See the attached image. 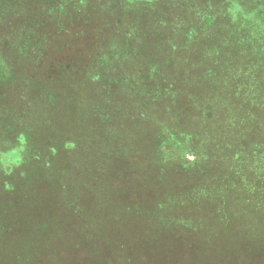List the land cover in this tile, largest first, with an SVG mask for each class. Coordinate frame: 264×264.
<instances>
[{
  "label": "rangeland",
  "instance_id": "rangeland-1",
  "mask_svg": "<svg viewBox=\"0 0 264 264\" xmlns=\"http://www.w3.org/2000/svg\"><path fill=\"white\" fill-rule=\"evenodd\" d=\"M179 1L133 0L125 5L124 0H0V189L6 190V200L0 198V239H7L6 253L13 254L0 256V264L57 261L58 254L53 251L60 241L56 237L65 235L62 228L66 221L71 231L73 226L75 237L82 222L101 223L105 236H110L111 225L121 237L111 244L112 239L107 237L105 248L117 250L131 249L138 241L147 244L149 250L159 240L172 241L177 233L166 234V225L167 229H190L175 221L161 225L157 214L155 219L148 217L146 207L152 204L144 192L156 185L152 177L133 170L126 161L146 148L174 147L181 139L188 150L201 153V165L207 162L218 170L216 161L209 160L205 153L206 138L214 133L211 127L216 120L204 116L203 105L206 108L212 104L221 112L219 95L227 94L233 80L250 78L252 72L247 70L254 67V62L259 63L260 57H254L259 47L251 46L256 42L245 33L259 31L254 25L247 27L252 19L251 10L246 8L250 9L253 1L237 2L243 8L238 12L234 0ZM87 19L96 27L91 34L80 29V24L90 27ZM243 28L248 30L243 32ZM187 31L194 33L186 37ZM86 45L90 46L87 50ZM258 72L264 74V69ZM146 81L149 88H144ZM188 92L193 96L185 103ZM108 153L113 154L106 156ZM190 153L185 156L195 159ZM46 157H55L58 169L66 163V176L59 182L65 184L75 201L78 193L88 204H34L23 193L19 196L14 188L19 171L24 185L29 164ZM166 164L178 167L170 161ZM37 168L34 178L45 191H51L45 171L49 167ZM86 168L99 173L96 182L101 178L104 181L100 187L94 186L95 179L83 185V179H91ZM71 172L80 176H67ZM113 179L121 191L117 195L121 202L117 204L121 209L118 214L114 204H109L110 195H99L106 181L112 184ZM55 199L60 202L57 195ZM214 205L197 204L194 209L206 208L214 217L213 212L218 211ZM176 210L180 211V206L163 211L157 207L156 212L168 216ZM186 210L193 211L184 207ZM232 219L229 222L233 223ZM236 222L240 225L242 219ZM49 224L54 229L52 236L44 228ZM19 234L27 247L17 252L10 240ZM34 245L40 251L38 259L31 258ZM216 249L222 250L221 245ZM216 249L212 247L214 254L209 252L213 257L208 259L223 264L218 260L228 255ZM77 254L58 258L66 264H80ZM189 254L191 258L196 256L194 250ZM143 257L147 262L153 259L149 252Z\"/></svg>",
  "mask_w": 264,
  "mask_h": 264
},
{
  "label": "trees",
  "instance_id": "trees-1",
  "mask_svg": "<svg viewBox=\"0 0 264 264\" xmlns=\"http://www.w3.org/2000/svg\"><path fill=\"white\" fill-rule=\"evenodd\" d=\"M124 1L125 5H129L133 0ZM234 1L236 4L234 10L236 12L242 11L243 8L237 3L241 0ZM252 1V7L250 9L246 8V11L251 10L250 15L252 19L247 22L249 24L247 27L254 25L259 33L249 32L245 33V35H250L252 40L256 42L251 43V46L259 47L258 53L256 52L257 54L253 55L257 58L260 57L257 60L259 63L252 61L255 63L254 67L251 70H247L252 72L250 78L233 80V84L227 87V94L224 96L225 102L224 97L219 93V97H221V112L217 107L212 106V104L206 108L202 104L204 116L206 118L213 117L216 120L211 127L214 133L211 135V138H206L208 142L205 143V146L208 147H206L205 153L209 157V160L216 161L214 164L218 165L219 169L214 170L207 162L203 164L205 165V169H203L201 162L204 161L201 158V153L188 150L186 142L181 139L176 141L177 143L174 147H167L166 150L160 147L156 149L146 148L140 153H135L133 160L126 161L133 170L136 169L143 175L146 174L147 177H152L156 185L150 192H144L145 198H149L150 204H152L150 207H146L149 209L147 210L148 217L155 219L157 214V219L161 225L162 222L165 225L168 221V224H172L171 221H175V224H185L190 229L186 230L184 226L180 227V229L179 227L167 229L168 225H166L164 226L166 234L173 233V231L177 233L172 241L159 240V244L156 247L151 242L152 248L150 250L147 244L142 245V241H138L131 249L117 250L116 248H105L107 237L112 239L110 240V244L113 241L118 242L117 238L121 237V235H117L116 228H110L111 225L109 226L110 236H105L102 231L105 228L101 229V223L97 225L96 222H89L87 224L82 222L76 229L79 237H75L73 226L71 231V224L66 221L65 227L62 224L64 227L62 231L65 230V235L63 233H59V235L56 233L58 235L56 239L60 241L58 249L53 251L58 254L57 258L54 259L57 261L51 260L47 264H66L65 260L62 262V259L58 257L61 255L64 259L67 254L72 257L77 253L81 261L80 264H101L103 261H109L112 264H194L192 261L196 264H214V261H209L208 256L211 257L212 255L208 253L214 254L212 247L216 249L219 245H221L222 250L216 249L215 251L224 252L228 255L225 258L221 256V259L218 260L223 264L225 263L224 260L227 261V264H264V74H259L258 72L259 68L262 67L264 69V17H262V14H264V0H250L249 3ZM179 2L182 1L180 0ZM165 5L166 3L162 7ZM205 17L210 18L206 14ZM174 21L177 22L176 17ZM207 21L211 23V20L208 19ZM89 24L90 27L86 26V28L80 24V29L84 30V33L91 34L96 27L94 29V22L89 21ZM246 30L248 28H243V32ZM187 33L188 31L185 33V36L191 37L194 32L190 31L189 34ZM205 41L202 40V43H205ZM89 47V45H86L85 49L87 50ZM176 47H178L177 43H175ZM214 49H216V45ZM210 65L212 66L213 63ZM212 69L213 67L210 68V72H212ZM149 84L146 81L144 88H147V86L149 88ZM219 89L221 91V88ZM192 93L188 92L185 96L183 95L184 99H186L185 103L189 102L193 96ZM156 139L158 140V138ZM208 143L211 144L210 147ZM186 152L195 154V159L189 160L185 156ZM112 154L108 153L106 156ZM18 161L21 164L22 160ZM40 161H45L46 164ZM166 161H170L174 165L178 164V167L173 165L170 167L166 164ZM55 163V157H46L37 160L35 165L29 164L30 167L26 172L24 185L21 182V172L19 171L18 173L16 171L19 178L18 182L13 185L15 186L14 188L17 187L19 196L23 193L34 201V204H88V201L83 202L82 196L78 193L76 195L78 198L75 201L70 193L66 192L65 184L59 182L66 176V163L62 162L60 169L55 168ZM38 166L49 167L45 171L50 178L51 191H45L40 185L39 180L37 181L34 178L39 170ZM85 170L87 171L86 174H90L89 178L91 179L90 181L83 179V185L88 186L94 179V186L100 187L104 183L102 178L96 182L99 173L91 168H86ZM177 172L179 173L178 175ZM6 173L10 175L12 172ZM33 173H35L34 176ZM208 173H210L209 176H207ZM75 174L71 172L67 176ZM75 176L80 175L77 173ZM111 182L112 184L109 180L106 181L105 189L99 190V195H110L109 204H114L113 207L115 210L117 208L118 214V210L120 211L121 209L117 204H121V202L117 200V195L121 191L116 180L114 181L113 179ZM8 187L10 185L6 186V188ZM5 191V189H0V198L4 197L6 200ZM94 192L96 193L94 196H96L98 190ZM56 195L60 202L56 201ZM102 201L99 200V204H102ZM12 203L16 204V201L13 200ZM95 204H97L96 201ZM197 204H216L214 207L218 211L216 214L213 212L214 217H210L206 212V208L194 209ZM175 206L177 208L180 206L181 210H176L175 213L171 211L168 216H165L163 212H156L157 207L163 211L165 207L174 208ZM184 207L193 210L195 214L193 211H184ZM138 211L142 213V210L139 209ZM160 214H162L161 217ZM232 217H234L232 219L233 223L229 222V219ZM126 218L130 217L127 216ZM240 219H242V223L239 225L236 220ZM214 220L218 223H214ZM51 225L49 224L44 227L50 236L54 235V229L50 227ZM6 240L5 237L4 239H0V256L2 258L13 255L6 253ZM10 242L16 251L27 247L26 240L20 234L16 235V238H12ZM54 242L55 240L50 244L51 249H54ZM66 245H69V247ZM75 249H78V251L76 252ZM193 250L196 253L194 254L196 255L195 258H191L189 254ZM148 252L153 255V259H149V262H147L146 257H143ZM30 253L31 258L32 255L37 257V259L39 258L40 251L36 249L35 245L31 248ZM129 254L131 255L130 257ZM50 258L52 259L53 257L50 256ZM189 258L191 259L189 260ZM38 261L37 264H39Z\"/></svg>",
  "mask_w": 264,
  "mask_h": 264
}]
</instances>
